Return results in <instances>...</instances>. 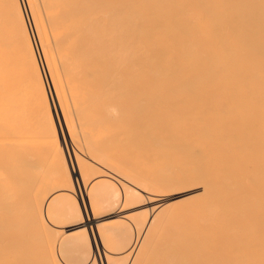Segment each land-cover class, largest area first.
<instances>
[{"label": "bare ground", "instance_id": "bare-ground-1", "mask_svg": "<svg viewBox=\"0 0 264 264\" xmlns=\"http://www.w3.org/2000/svg\"><path fill=\"white\" fill-rule=\"evenodd\" d=\"M42 6L45 20L37 0H0V77L7 78L0 81L10 80L4 84L5 88L0 85L3 90L0 93L3 92L2 96L7 93L4 97L9 99L5 101H9L6 109L11 116L10 122L16 126L11 127L18 128L24 136L26 128L39 135L56 131L62 139L59 132L63 128L58 132V125L54 122L59 108L66 132L73 138L74 128L71 129L72 123L65 112L68 108H62L66 103L60 101L64 88L60 72L55 74L59 69H54L58 67L54 57L77 56L83 60L84 55L87 58V55L115 54L117 63L131 62L130 66L126 63L135 67L134 70L130 68L131 71L139 70L144 79L150 76L146 79L150 85H144L148 90L144 91L145 97L140 102L143 109L159 115L164 112L168 117L165 121V115H162L167 123L162 122L165 126L158 130L157 139L156 135L150 134L159 129L158 124H153L156 119L149 118L150 114L148 116V120L155 119L153 123L149 122L154 131L142 132L145 135L150 133L147 139L153 137V141L147 143L151 140L149 138L144 144L146 136L142 134L141 143L144 144L143 150L146 148L144 151L154 153L146 152L153 155L152 164H161L162 168H154L153 164L151 168L155 170L158 167L159 170H155L158 174L153 171L151 175L152 171H147L146 179L148 176L157 178L152 177L148 183L146 180L138 181V184L142 188L148 186L155 197L158 193L167 194L166 203L175 198H180L179 202L173 203L181 205L191 201L188 208L184 204V212H173V220L182 226L188 241L189 264H264V0H42ZM47 28L52 32L56 51ZM127 31L134 33L132 41L127 38ZM50 57L56 61H53L55 67L50 64L53 60ZM78 59L71 57L69 67L65 62L68 69L62 68L64 73L70 68L76 71L72 74L80 73L82 70L78 65L82 64L75 62ZM73 62L79 70L74 69ZM98 62L101 63L100 59ZM18 66L20 69L14 71ZM121 67L125 68V65ZM106 72L108 74L107 69ZM12 77H16L18 82ZM36 77L43 86L39 93L31 84ZM15 82L20 87L24 84L22 88L27 92L24 93V88ZM60 83L61 87L58 86ZM9 85L14 86L12 89L15 91L9 90ZM16 90L21 95H17ZM11 91L20 98L10 95ZM115 91L111 94L116 93V97L123 95V91ZM14 101L19 103L14 104ZM48 102H51V112ZM157 121H160L159 117ZM122 129V134H125V129ZM147 130L150 131L148 126ZM111 133L112 137L108 136L111 143L116 141L112 139L117 135H122ZM64 134L63 139H66ZM94 139L97 142L98 139ZM125 141L128 142L127 138ZM98 142L102 144L103 141ZM105 142L103 144L111 150L109 146L112 147L113 143ZM126 146L130 147V144ZM140 146H131L129 151L136 148L137 152ZM143 150L140 148V154ZM117 153L120 154L119 149ZM150 156L142 157L148 161ZM67 158L63 162L65 169L74 177L78 174V181L86 185L81 172L84 171L82 160L74 151L73 154L68 153ZM145 175L139 178L143 179ZM84 189L88 201L81 198L78 211L84 214L83 229L90 231L96 241L94 231L98 222L93 213L99 209L94 205L90 187L85 186ZM134 191L139 199L145 197L140 187ZM157 200L154 203L150 200L155 205L150 210L155 212L156 227L160 228L157 216L169 212L171 204L157 207ZM182 238L180 235L179 239L184 243ZM10 250L6 244L0 246V264H11ZM110 251H102L98 246L93 259L97 264H112ZM180 258L179 264H185L184 257ZM154 261L161 263L159 260L151 263ZM164 262L169 261L161 264Z\"/></svg>", "mask_w": 264, "mask_h": 264}, {"label": "rangeland", "instance_id": "rangeland-1", "mask_svg": "<svg viewBox=\"0 0 264 264\" xmlns=\"http://www.w3.org/2000/svg\"><path fill=\"white\" fill-rule=\"evenodd\" d=\"M37 1L39 11L42 12L45 20L42 0ZM47 31L50 33L51 45L56 51L54 41L52 40V32L48 28ZM128 32L129 31L126 33ZM133 34L132 31L129 32L128 35L126 34L130 41H132L134 37ZM137 54L139 55V53ZM67 57H70L69 61ZM71 57L75 59L79 58L75 60V62L77 64L81 63L82 66L80 64L78 66H80L82 71L84 69L85 72L81 71L82 73L72 74L73 71H76L70 68L69 70H65L64 73V69L62 68L66 67L64 66L66 63L69 67L68 63H71ZM82 57L83 60H80V57L77 56L54 57L58 67L53 65L54 59L50 57L53 59L50 64L54 67L56 66L55 68L53 67L54 69H59L57 72L54 70L55 74L60 72L59 76L61 77L62 87L64 88L63 93L60 92L62 93L60 94L62 95L60 101H62L63 104L64 102L66 103L64 104L66 106L62 105V108H68L65 112L68 113L66 115H68L70 124L72 123V126L70 125L71 129L74 128L72 129L73 138L69 137L68 131L66 132V127H64V123L62 122L63 116L58 106V115L56 116L59 118L54 115V122L55 125L59 127H57L58 132L62 130L59 132L62 139H60L56 131H54L55 133L51 131L48 135H39L36 134L33 129L28 128H26L27 137L24 136L18 128H14L16 127L14 123L10 122L11 116L6 109V103L9 101L5 103V101L9 99H6L7 96L4 97L7 93L3 96L1 95L3 94V90L0 89L2 90L0 93V173H2L0 174V246L6 244L11 249L10 252H12V255L9 254L12 256L11 260L9 259L11 264H94L96 261L93 259V256L98 246L101 247L102 251H104V249L106 252L111 250L110 252H112L113 255L111 263L117 262L116 264H120L119 260L123 264H147L148 262V264H152L155 262L151 263L152 260H159L161 263L166 260L169 261L167 262L169 264H174L175 261L176 264H179L181 261L180 257H184L185 260L183 258V261L185 264H189L188 241L185 239V232L182 226L178 221L173 220V212H179L177 214L184 212L182 209H186L184 204H186L188 208L191 201L189 204L185 202L181 205L180 203H173V201L179 202L177 200L180 198H175L166 203L169 197L167 194L163 195V193H158L157 197H155L156 195L151 194L153 192L148 186L144 185L142 188V185L139 186L138 184V181L145 180V182L148 183L154 176L151 178L148 176L146 179V173L152 171L150 173L152 175L153 171L156 169L159 170L158 167L161 165H155L156 163H153L154 168L156 166L158 167L155 170L151 168V166H153L152 154H149L151 158H148V161L151 160L150 164L147 159H144V157H149L146 152L153 153L152 151H144L146 148L143 150V146L149 138L151 140L147 143L151 144L153 141V137H148L147 139V135L150 133L145 135L153 129V127L151 129L150 126L152 125H150L149 122L153 123L156 119V122L153 124H158L157 127H159V129H155V131L153 129L154 133L156 131L157 133H152L150 135H156L155 138H157L158 130H163L162 126H165L164 123H167L165 121L168 120L167 114L165 115L164 112H161L162 114L159 115L156 112H151L147 108L143 109L144 106H141L142 103L140 104L145 97L144 91L148 90L145 86L148 85V80L146 79H150V74L148 75L149 77L144 79V75L139 70L136 72L131 71V69L135 68L134 66L133 68L129 67L131 62H126L129 66L123 62V64L125 63V68H122L121 66L124 65L116 62L115 54L87 55V58L84 55ZM91 57L93 58L91 59ZM97 57H100L101 63L98 62L99 59H97ZM58 58L61 59V61H59ZM109 58L110 60H108ZM104 59L107 61H104ZM83 63H86V66L89 65L87 67L89 69L94 67L92 71L90 69L92 75ZM114 63H116L117 66ZM77 64H73L76 70L79 68H75ZM114 65L116 68H113ZM13 66L14 65L10 67ZM53 68L51 69L53 70ZM19 69L18 66L14 71ZM96 69L98 73L94 72ZM106 69L108 74H106ZM67 71H69L68 74H66ZM100 71H102V74ZM19 72H22V74L24 73L23 70ZM144 72H146V70ZM12 73L14 74L13 70ZM16 73L18 75V72ZM55 74L54 76L57 79ZM3 78H5V76L2 78L0 77V79ZM15 78H13L14 81H17ZM55 78L53 80H56ZM59 79L58 81L61 82ZM9 81L6 80V82ZM6 82H2L1 80L0 85L5 88L6 85L4 84H6ZM23 83L25 82L23 81ZM53 83L56 82L54 81ZM31 84L37 93L43 90V86L38 77L32 79ZM60 85L61 83L58 84V86ZM18 86L20 87L19 84ZM22 86L20 88H22ZM58 86L56 85L55 87L58 88ZM9 87V90H14L12 89L14 86L9 85ZM17 88L18 87H16V89ZM71 88L73 90H71ZM58 89L61 91L60 88ZM149 89H151V86ZM17 90V95H21ZM115 90H118L117 93L123 91V95H118V97H116V93L114 95L111 94L116 92ZM23 92H27L25 88ZM14 94L15 93L11 91L10 95L14 96ZM46 95L48 97V94ZM72 96H74V98ZM39 97L40 96H37V98ZM43 97H45L44 94ZM14 98L20 97L14 96ZM15 103L17 104L19 102L14 101V104ZM86 104L91 105L87 106ZM11 105L12 104L9 106ZM149 106L151 108V105ZM48 108L49 112H51V102H48ZM90 111L94 115H91L92 113L90 114ZM149 114V118L153 119L154 117L155 119L148 120ZM152 114L156 116H152ZM162 115H165V121H163L164 117ZM157 116L160 121H157ZM160 117L162 119H160ZM144 118L146 123L144 122ZM55 120H59V122ZM144 123L147 125H144ZM147 126L149 130L151 129L150 131H146ZM61 127L63 129H61ZM122 127L125 129V134H122ZM164 129H166V127ZM16 130L19 131L17 132ZM142 131L146 133L143 134L144 132ZM15 132L19 135L16 133L18 135L16 136V134H14ZM111 132H116V134L119 132L125 139L119 138L120 135L116 137L114 134L113 137L115 136L116 139L112 140L116 141L112 142L113 145L110 140L112 137ZM95 133L99 137H97ZM62 134H64V138L66 139H63ZM142 134L146 136V139ZM125 135H127V137ZM89 137H93L92 140ZM100 137L103 139H99ZM142 137H144L145 140H143L144 144L141 143ZM94 138L98 139L97 142ZM118 138L122 141H119ZM126 138L128 142L125 141ZM65 140L67 141L65 142ZM99 140L103 142L108 140L109 142L107 141V143H105H111L112 147H110L111 145L109 144V148L112 149L108 150V146H105L103 142L101 144V142H98ZM65 144H67L68 147L65 146ZM128 144H130V147H136L139 144V146H141L137 148L139 150L141 148L144 152L142 151L141 154L139 150L135 152L136 148L131 149L130 152V147L126 146ZM125 147H127L128 150ZM118 149L120 154L117 153ZM73 151L76 157L78 156L82 160L81 168L84 171L81 170V172L84 176L86 185H82L80 180L78 181V174H75L74 177L65 169L66 166L63 162L65 158L66 160L68 159V153L73 154ZM112 153H114V155ZM141 160H143V162ZM148 165H150L149 170ZM161 168L162 166L160 169ZM158 170L155 171L157 174ZM144 175L145 179H140ZM135 176L137 177L135 178ZM76 177L78 182L76 181ZM78 185H80V188ZM85 186H89L90 190H92H89L90 195L92 194L91 197L93 196L94 205L99 209V212L93 213L96 222H98L97 229L94 231L97 243L94 241L90 231L83 229L84 214L78 211V202L81 203V198L84 202L85 200L88 201L86 196L87 193L84 189ZM104 186L106 187L104 188ZM136 187L143 189V194L145 195L143 199H139L135 193L134 189ZM144 187L147 189L145 190ZM148 189H150V191H148ZM79 190H81V193ZM92 199H90L91 203L93 202ZM150 200L152 202L154 200H157L156 202L159 201L158 204H156L157 207L160 204L162 206L164 205L163 207H165L166 204H171L172 206V208L170 206V209L167 210L169 212L157 216L161 222L160 228L156 227L155 212L150 210V207L153 208L155 205L153 204L154 202L151 203ZM146 205L149 206L147 207ZM111 207L114 208L112 209ZM92 225H96V223ZM180 235L181 238L183 237L182 239H185L184 243L179 239ZM130 252L131 258L129 256ZM21 255L22 257H20ZM14 257H18V260L16 261ZM116 259L118 261H116ZM167 263L164 262L163 264ZM95 264H97V262ZM154 264H156V262Z\"/></svg>", "mask_w": 264, "mask_h": 264}]
</instances>
